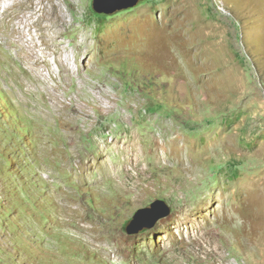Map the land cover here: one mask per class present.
<instances>
[{
	"label": "rangeland",
	"instance_id": "374dc122",
	"mask_svg": "<svg viewBox=\"0 0 264 264\" xmlns=\"http://www.w3.org/2000/svg\"><path fill=\"white\" fill-rule=\"evenodd\" d=\"M91 5L0 0V264H264V0Z\"/></svg>",
	"mask_w": 264,
	"mask_h": 264
},
{
	"label": "water",
	"instance_id": "95a60500",
	"mask_svg": "<svg viewBox=\"0 0 264 264\" xmlns=\"http://www.w3.org/2000/svg\"><path fill=\"white\" fill-rule=\"evenodd\" d=\"M140 0H92V10L103 16H112L118 12L133 9ZM170 214V207L162 200H155L149 207L138 209L125 227L128 235L151 229Z\"/></svg>",
	"mask_w": 264,
	"mask_h": 264
},
{
	"label": "bare ground",
	"instance_id": "6f19581e",
	"mask_svg": "<svg viewBox=\"0 0 264 264\" xmlns=\"http://www.w3.org/2000/svg\"><path fill=\"white\" fill-rule=\"evenodd\" d=\"M165 56V55H164ZM103 101V100H102ZM114 141V140H113ZM134 148V147H133ZM133 154V153H132ZM136 156V155H135ZM138 156V155H137ZM131 159V158H130ZM136 159V158H135ZM134 160V159H133ZM134 162L136 163L137 162V160H134ZM105 170V169H104ZM103 170V171H104ZM127 170H129V169H127ZM97 173V172H96ZM182 230V229H181ZM181 232V231H180ZM195 237H196V235H195ZM198 237V236H197Z\"/></svg>",
	"mask_w": 264,
	"mask_h": 264
}]
</instances>
